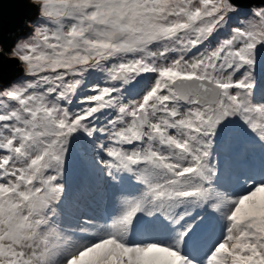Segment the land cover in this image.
I'll return each mask as SVG.
<instances>
[{"label": "snow or ice", "instance_id": "obj_1", "mask_svg": "<svg viewBox=\"0 0 264 264\" xmlns=\"http://www.w3.org/2000/svg\"><path fill=\"white\" fill-rule=\"evenodd\" d=\"M26 2L0 29V264H264V0Z\"/></svg>", "mask_w": 264, "mask_h": 264}, {"label": "water", "instance_id": "obj_2", "mask_svg": "<svg viewBox=\"0 0 264 264\" xmlns=\"http://www.w3.org/2000/svg\"><path fill=\"white\" fill-rule=\"evenodd\" d=\"M255 6V0L253 2ZM34 13L26 0H0V29L6 42H11L14 37L21 33V24ZM3 74L8 77H16L19 71L11 64H6Z\"/></svg>", "mask_w": 264, "mask_h": 264}, {"label": "bare ground", "instance_id": "obj_3", "mask_svg": "<svg viewBox=\"0 0 264 264\" xmlns=\"http://www.w3.org/2000/svg\"><path fill=\"white\" fill-rule=\"evenodd\" d=\"M257 75H258V84H259L257 86V93L259 94L260 89L264 88V77H261L259 71H258ZM80 154H81V157L84 158L83 154L82 153H80ZM84 161H86L85 158H84ZM84 161H81L80 164L78 162V165H80L82 168H77L75 170L73 169V166H71V165L72 164L77 165V162L76 161H74V163L70 162L69 171L67 173L68 174V185H69L70 194L75 195L77 193L78 189L81 186L82 181L85 178L86 163Z\"/></svg>", "mask_w": 264, "mask_h": 264}, {"label": "rangeland", "instance_id": "obj_4", "mask_svg": "<svg viewBox=\"0 0 264 264\" xmlns=\"http://www.w3.org/2000/svg\"><path fill=\"white\" fill-rule=\"evenodd\" d=\"M20 35V33H18L15 37H14V39L17 37V36H19ZM13 39V40H14ZM259 85V84H258ZM81 157V154L78 152V151H74V153H73V155H72V157H71V159H70V162H72V163H74V161H76L77 162V165H71V166H73V169L75 170V169H77V168H82L80 165H78V162H79V164L81 163V161H84V158H82ZM85 163H86V161H84ZM67 180H68V174H67ZM99 183V187H98V191L100 192V194H101V196H103V198H104V200L105 201H107L108 200V193H106L105 192V190H104V185H103V182H102V180L101 181H99L98 182ZM103 208V205H101L100 206V208H99V210L101 211V209Z\"/></svg>", "mask_w": 264, "mask_h": 264}]
</instances>
